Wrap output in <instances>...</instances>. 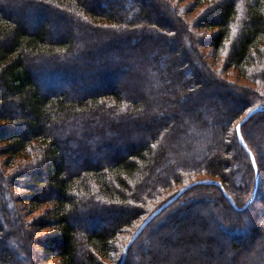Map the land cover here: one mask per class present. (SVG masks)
<instances>
[{"label": "trees", "instance_id": "16d2710c", "mask_svg": "<svg viewBox=\"0 0 264 264\" xmlns=\"http://www.w3.org/2000/svg\"><path fill=\"white\" fill-rule=\"evenodd\" d=\"M60 21L71 26L50 28ZM129 62L141 80L119 88ZM233 71L245 82L224 76ZM263 105L264 0H0V264H119L137 225L196 179L219 181L243 205L255 170L235 124ZM256 120L264 125V110L241 134L257 199L239 211L219 185H194L143 229L124 264H165L144 243L169 242L206 200L204 217L219 218L202 239L210 251L173 264H222L213 251L224 264H264V243L254 251L264 238Z\"/></svg>", "mask_w": 264, "mask_h": 264}, {"label": "rangeland", "instance_id": "374dc122", "mask_svg": "<svg viewBox=\"0 0 264 264\" xmlns=\"http://www.w3.org/2000/svg\"><path fill=\"white\" fill-rule=\"evenodd\" d=\"M108 1L110 3H112V5H113V0H108ZM146 1L149 2V1H153V0H146ZM183 4H184V2L182 3V5ZM17 7L19 8L20 5L17 4ZM15 17L20 19L18 14H15ZM20 20H21L23 26H25L28 29L31 28V26H32L31 19H28L27 17H22ZM68 26L69 27L71 26L69 24V22L60 21L59 23L56 24V26L55 25H50V28L51 29L52 28L57 29L56 30L57 32H65L66 30H68ZM72 31H74V34L76 35V32H75V30L73 28H72ZM93 41L95 42V40H93ZM119 45H121V44H119ZM121 47L123 48V45H121ZM201 50L209 51L210 49L209 48H205V47H201ZM176 54H177V57L179 58L180 57L179 53H176ZM163 58H164V64L168 65L169 63H171L170 55H166ZM92 60H95V58L92 59ZM209 63L212 66L215 65L213 58L209 59ZM133 67H135V63L134 62H129L127 68L123 67L124 68V72H123L121 78L117 80V86L119 88L127 87V86L130 87L131 84H134V86H135L136 83L141 80V79H137V78L135 79L133 76L130 75L131 68H133ZM224 76H229L230 79L236 80L237 82H242V83L245 82V80H243V79H236V74H235L234 71L232 73H230V74L229 73H225ZM133 78H134V80H133ZM83 81H86V82L90 83L92 81V79H91L90 76H88V77H86L85 80H83V78H82V80L78 79L77 82L78 83L79 82L82 83ZM73 88H75V86L72 85V89ZM214 95H215V98L213 99V101H214V103L216 105L219 106L220 100H219L217 94H214ZM224 110H225V108L222 111H224ZM143 112H144V110H143ZM183 122L185 123L186 120L184 119ZM250 129L252 130L251 136L256 137L257 141H260V149H261L260 153L262 154L263 159H264V125L261 127V124L259 123V121L256 120V121H254V122H252L250 124ZM180 139L181 140L178 143L179 147L182 146L181 142H183L185 144V146L188 145L187 139L184 136H183V138L181 137ZM117 151L119 153L123 152V151L121 152L119 150H117ZM176 151H177V153H179L178 150H176ZM262 184L264 185V182ZM263 185H262V187H263ZM257 187H258V184H257ZM263 197L260 196V198L258 199V202L256 201L254 203L255 207L257 208L258 218L262 215L263 210H264V203L261 202V198L263 199ZM254 198H256V197H254ZM253 201H254V199L245 208H247ZM234 203H235V201H234ZM19 205H21V203H19ZM235 205L238 208L243 206V205L238 206L236 203H235ZM209 207H210V202L208 200H206L205 202H203L201 204H197L195 206V208H193V210L191 212L192 213L191 215H185V216H188V217H184V215H183L181 217V218H183L181 224L184 225L185 227L183 229H180V228L177 229V230L175 229L174 232L170 233L168 235V238H167V240L169 242H167L166 244L162 245L160 242H158V240L153 238V240L151 239L149 242L146 241L144 243L143 250H145V249L151 250L153 253L156 254L157 258L160 261L164 260L165 264H173L174 262L180 261L182 259L187 260V261H189V260L191 261V260H193L195 258H198V257L202 256L204 250L205 251H210V250L207 249L206 245H202V243H203L202 239H203V236H206V235H208L210 237H214V234H215L214 231L216 230L215 228H216V225H217L216 223H217V220H219V218H218L217 215L213 216L212 219H206L204 217L205 216V211H207V209H209ZM234 209L238 210L236 208H234ZM240 210H243V209H240ZM200 217L204 219V226H205L204 228L203 227L200 228V224H201V222H200L201 218ZM244 220L246 222L247 221V217H244ZM190 221H191L192 224L189 223ZM254 222L257 223L258 221H254ZM192 233L195 234L194 239L192 238V240H191V241H193L192 245H190L189 243H184L182 241L181 237H183V236H184V238H186L187 236L190 237V235H192ZM195 238H197V239H195ZM232 239L233 238H230V241H228L225 238V244L228 246L229 242H232L234 240V239L233 240ZM259 243H261V245L258 248H254V251L261 255L263 253L261 246H262V243H264V238H262L259 241ZM204 246H205V249H204ZM33 248L37 249V251L39 249V247H37L36 245H33ZM210 260H212V262H221L222 264H224V262L226 261V260H224L223 254L217 253V251H213L212 252V256H211ZM55 263H56L55 261H51L49 264H55ZM10 264H14V261L12 259L10 261Z\"/></svg>", "mask_w": 264, "mask_h": 264}, {"label": "water", "instance_id": "95a60500", "mask_svg": "<svg viewBox=\"0 0 264 264\" xmlns=\"http://www.w3.org/2000/svg\"><path fill=\"white\" fill-rule=\"evenodd\" d=\"M264 110V105L263 106H254L252 108H250L245 114H243V116L239 119V121L235 124V132H236V136L237 139L240 143V145L245 149V151L248 153L251 163L254 167L255 170V179H254V185L250 194V197L248 198V200L246 201V203L241 206V207H237L233 201V199L231 198V196L226 192V190L223 188V186L221 185V183L217 180H213L210 178H202V179H196L193 180L189 183H186L185 185L181 186L171 197H169L166 201H164L161 205H159L158 207H156L154 210H152L138 225L137 227L134 229L133 233L131 234V236L128 238V240L126 241L123 249H122V253H121V257L119 260V264H124V260L126 257V253L127 250L129 248V246L134 242V240L140 235V233L143 231V229L168 205H170L171 203H173L185 190H187L188 188L197 185V184H217L221 187L222 192L224 194V196L228 199L229 203L236 209L240 210V209H244L255 197L256 191H257V184H258V171H257V167H256V163H255V158L251 152V150L248 148L247 144L245 143L242 134H241V126L244 122H246L252 115H254L256 112ZM239 125V128L237 127Z\"/></svg>", "mask_w": 264, "mask_h": 264}, {"label": "snow or ice", "instance_id": "6c2138e0", "mask_svg": "<svg viewBox=\"0 0 264 264\" xmlns=\"http://www.w3.org/2000/svg\"><path fill=\"white\" fill-rule=\"evenodd\" d=\"M237 127L239 128V125Z\"/></svg>", "mask_w": 264, "mask_h": 264}]
</instances>
